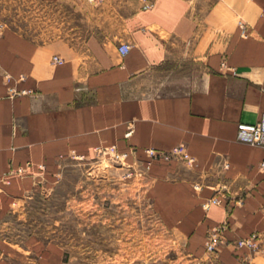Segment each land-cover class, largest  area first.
<instances>
[{
    "label": "crops",
    "instance_id": "crops-1",
    "mask_svg": "<svg viewBox=\"0 0 264 264\" xmlns=\"http://www.w3.org/2000/svg\"><path fill=\"white\" fill-rule=\"evenodd\" d=\"M33 3L50 19L65 17L67 34L39 41L12 27L0 33V216L10 200L44 189L60 157L116 145L147 163L150 196L191 255L201 256L210 229L227 222L204 264H264V147L237 139L239 122L264 113V0ZM122 43L131 45L124 56ZM11 86L33 94L11 96ZM182 143L193 166L146 151ZM212 196L222 203L205 210ZM254 231L261 250L238 245ZM56 251L47 245L38 261L59 264ZM32 252L0 235V264Z\"/></svg>",
    "mask_w": 264,
    "mask_h": 264
},
{
    "label": "rangeland",
    "instance_id": "rangeland-1",
    "mask_svg": "<svg viewBox=\"0 0 264 264\" xmlns=\"http://www.w3.org/2000/svg\"><path fill=\"white\" fill-rule=\"evenodd\" d=\"M66 20L50 19L33 0H0V33L12 27L42 41L65 36ZM45 179L44 189L10 200L0 216L1 237L34 251L30 260L12 264H42L37 253L47 245L62 257L59 264H196L204 257L191 255L183 235L164 222L150 196L153 177L144 161L96 152L66 155ZM192 186L202 191V183Z\"/></svg>",
    "mask_w": 264,
    "mask_h": 264
},
{
    "label": "built area",
    "instance_id": "built-area-1",
    "mask_svg": "<svg viewBox=\"0 0 264 264\" xmlns=\"http://www.w3.org/2000/svg\"><path fill=\"white\" fill-rule=\"evenodd\" d=\"M149 7V5H147ZM238 27L241 31L242 36L248 35V24L240 19L238 21ZM2 25L0 24V29ZM131 45L129 43H122L119 46L120 53L124 56L130 51ZM63 59L54 56L53 63H61ZM6 78L8 81L11 80V75L6 74ZM21 78H24L23 76ZM11 96L16 95H30L33 94V91L30 89H17L15 86H11L10 88ZM133 132V129H129L126 132V136H130ZM237 139L240 142L260 145L264 147V113L261 115L260 119L254 123L248 122H239L237 124ZM147 153L152 158H163L166 160L177 158L185 161L188 165L193 166L195 164V157L189 152L186 144L182 143L176 145L170 151H157L154 148H147ZM95 152L98 155H110L113 160L121 161L124 157L127 156V152H120L116 145L110 146H98L95 148ZM73 156L78 157L79 154L74 153ZM259 167L264 169V159L259 163ZM23 168H20L18 172H22ZM196 188H201V185L196 184ZM222 203L221 198L218 196H212L210 198H206L202 202V206L204 209H209L213 205H220ZM228 223L223 222L219 225L210 229L209 235L207 237V241L205 243V254L204 257H200L197 259L196 264H204L205 260H208L212 257V255L217 251L218 245L222 242L221 233L227 228ZM239 246L249 247L253 251H258L261 246V237L257 231L252 232L248 237L241 238L237 241Z\"/></svg>",
    "mask_w": 264,
    "mask_h": 264
}]
</instances>
